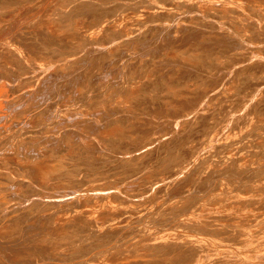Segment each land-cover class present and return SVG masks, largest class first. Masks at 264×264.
Returning a JSON list of instances; mask_svg holds the SVG:
<instances>
[{"label":"bare ground","instance_id":"obj_1","mask_svg":"<svg viewBox=\"0 0 264 264\" xmlns=\"http://www.w3.org/2000/svg\"><path fill=\"white\" fill-rule=\"evenodd\" d=\"M28 1L34 0H6L3 3L5 10L1 14L12 15L15 12V2ZM197 1L78 0L68 7L65 0H58L45 9L42 16L39 14L41 17L38 15V19L57 23L64 29L62 32L48 27L42 37L33 39L26 47H19L16 34L13 35L16 39L15 45L8 47L9 59H14L16 63L11 66L28 71L36 62L46 64L64 55L65 52L58 49H65L67 42L83 44L88 38L87 34L94 29L100 30L96 41L100 44L93 48L92 60L104 62L107 53L99 40H111L119 33L114 23H126L129 27L143 26V30L139 31L140 34H145L142 38L144 41L139 46L142 54H138V57H148L144 58V64L155 58L156 63L150 67L149 74L154 76L148 77L147 82L142 83L135 94L113 102L112 108L121 110V101L127 98L131 110L139 114L143 111L141 103L144 99L153 101V98L165 97L171 99V102L149 116H140L138 126L141 129L149 128L147 133L160 132L158 136H146L148 141L139 143L128 153L129 156H123L110 174L96 173L91 186L93 189H100L120 183L133 173L132 159H137V165L149 160L144 181L161 179V183L145 185L142 192L131 189L124 194L112 190L88 191L87 188L86 191L77 189L54 192L48 197L27 196V192L13 187L14 180L11 177L4 172L0 173V182L6 184L0 189V197H7L8 192L15 198L10 199L7 207L2 209L0 203V215L12 213L6 221L0 220V243L23 239L21 245L0 246V264H26L31 260L37 261L35 264H77L75 260L80 262L84 257L92 258L96 248V254L102 255L103 245L106 243L113 251L103 255V261L97 264H264V170L255 169L264 160V39L254 38V42H250L246 37L237 36L223 24L219 25L218 30L204 26L192 36L170 33L178 24L183 23V18L200 20L201 16L196 12L178 17L171 25L170 22L165 23L164 28L170 26L166 37L151 34V29L148 28L152 23L149 24L148 21H154L159 15L173 14L171 5L191 7L214 15L220 21L227 19L228 22H237V19H233L234 15L229 14V9L204 10L199 8L198 4L201 3ZM195 14L197 18L193 17ZM110 22L113 25L108 27ZM128 33L132 34L131 28ZM229 33L232 34L231 37H227ZM216 36L222 39L213 44L202 41ZM50 43L58 45L54 50L58 53H51L48 48ZM170 47H177L174 48L175 54H172V50L171 54L165 52ZM225 47L240 51L239 61L212 78L214 80L211 81L209 77L204 79L206 85L203 90L190 86L180 87L179 84L183 82L181 77L203 76V65L207 70L220 59H207L206 53H202L190 62L181 59L180 65L175 67L176 60L190 55L197 56L196 51L199 49L222 50ZM28 49L36 52L30 53ZM162 64L173 66L175 76L171 79L175 86L165 77L167 72L161 68ZM4 68L10 67L5 64ZM81 72L87 73V69L83 67ZM142 80L139 71L131 72L123 79L116 77L107 84L103 80L97 84L99 92L96 95H101L103 87H115L112 94H121L130 82ZM30 81L38 80L32 77L18 84ZM234 82L235 84L229 85ZM53 84L51 91H57L58 95L69 88L66 78L54 80ZM233 88L238 93L235 97L230 94ZM6 91L0 85V97ZM33 93L37 96V89ZM3 100L0 98V109H7L9 103ZM207 103L210 108H207ZM50 105L51 103L40 102L41 108H37V113L40 115ZM198 116L202 118L196 119ZM116 119L121 120L122 116ZM73 121L74 119L66 120L67 129L64 133L70 136H73L70 132H75ZM19 124L6 131L0 125V142L6 139L19 143L18 138L22 134L44 128L46 123L43 120L42 124L31 128ZM193 124L197 125L199 133L190 138L188 134L194 131ZM123 133L124 130L120 127H111L106 132L99 130L88 141L83 142L82 147L96 158V154L104 149L105 143H110L116 137L117 141H125L121 138ZM44 145L55 148L46 143ZM69 156L70 152L63 154L56 150L53 156L38 155L15 162H11L9 157H2L0 162L24 177L47 176L50 172L56 176H64L72 166ZM73 171L77 170L73 168ZM189 186L196 191L207 188L212 194H222L219 205H208L207 197L204 211L210 207L229 206L226 210L213 209L218 220L228 225L214 228L215 223L212 221L210 226L195 228L191 219L200 214L198 207L201 204L193 198L185 200L187 196H191ZM171 191L179 196L167 204V213L175 220L169 228L164 229L155 225L156 220H160L156 217L164 216L163 206L158 202L175 195ZM77 208H80V212H74ZM141 212L147 217L143 218ZM137 214L140 216L132 222L131 219ZM144 223L154 224V233L148 236L142 248L157 254L163 246L170 251L167 259L152 254L148 258H142L136 254L138 250L128 256L122 251L121 247L131 235L145 229ZM179 230H189L193 234L180 236ZM39 237L41 242H32ZM57 242H65L66 251H58V258H55L52 256ZM13 254L19 258H13ZM44 259H50L51 262H42Z\"/></svg>","mask_w":264,"mask_h":264},{"label":"rangeland","instance_id":"obj_2","mask_svg":"<svg viewBox=\"0 0 264 264\" xmlns=\"http://www.w3.org/2000/svg\"><path fill=\"white\" fill-rule=\"evenodd\" d=\"M5 1L6 0H0V85L7 91L3 93L0 98H3V101L7 104L9 103V107H7V109H0V125L4 131H6L10 127L19 126V123H22L25 128H31L37 124H42L43 120L46 124L43 126L44 128H36L30 133L22 134L18 138L19 143L6 139L1 141L0 158L9 157L11 158V162L18 160L24 161L27 157H35L38 155H45L46 157L53 156L56 150H60L63 154L70 152L69 157L72 166H70V170L64 176H56L54 173L50 172L47 176H36L33 178L32 176L24 177L16 173L10 166L3 165L0 162V173L4 172L7 176L11 177L14 180L13 187L27 192V196L37 195L40 197H48L51 193L60 191L70 192L77 189L86 191L87 188H89L88 191L106 192L112 190L114 192L126 194L127 190L136 189L142 192L145 185H157L161 183V179L150 180L149 182L144 181L147 177L146 170L150 165L149 160L137 165V159H132L131 167L133 168V173L122 182L116 183L115 185L112 184V186L107 185L100 189L91 188L93 177L96 173L104 172L110 174L111 169L122 160L123 156H129L128 153L139 143H146L148 141V137L146 136H158L160 132L154 131L147 133L150 131L149 128L141 129L138 126V122L141 121L140 116H149L153 111L159 110L171 102V99L165 97L161 99L153 98V101L151 99H144L141 103L143 111L139 114L131 110L127 98L121 101V110L112 108L113 102L122 97L135 94L136 89L142 83H146L148 77L154 76L149 74L150 67L152 68L156 63L155 58L150 59L147 64H144V58L148 57H138V54H142V50L139 46L144 41L142 38L145 34H140L139 31L143 30V26L137 27L135 25L134 27H129L126 23H114L116 28L119 29V33L115 34L111 40H99L101 41L102 47H104V51L107 53V59L104 62L92 60L94 55L93 48L98 47L100 44L96 42L100 30L94 29L87 34L88 38L83 44L67 42L64 47L65 49H58L60 52H65V54L48 62L51 64L36 62L28 71H22L18 67L11 66V64H15L16 61L14 59H9L10 52L8 47L15 45L14 40L16 38L18 39L19 47H26L32 43L33 39L42 37L45 33V29L48 27H52L53 31L62 32L64 29L57 23L51 20L44 19L40 21L38 19L42 16V12H44L45 9H48L58 0H34L26 3L15 2L14 14L2 15L1 13L5 10L3 6ZM77 1L78 0H65V3L68 7H71V5ZM199 2L201 3L198 4L200 5L199 8L204 10H206V8H213L216 11L225 8L229 9V14L234 15L233 19H237V22H228L227 19L226 21H220L214 15L200 12L191 7L183 8V6L171 5L170 8L174 9L173 14L156 16L154 21L147 20L149 24L152 23L148 29H151V34L154 33V36L160 35L166 37L169 33L170 26L164 28L165 23L170 22L171 25L178 17H184L187 14L191 15L196 12L201 16L200 20L193 21V18H183V23L178 24L170 33L173 34L178 32L183 35L192 36V34L199 32L204 26L218 30L220 28L219 25L223 24L234 31L237 36L240 35L242 38L246 37L250 42H254V38L264 39V0H198L197 3ZM193 17L197 18V15L195 14ZM212 21L216 23H212ZM112 25L113 23L110 22L108 27ZM129 28H131L132 34L128 33ZM258 31H260L259 34ZM15 34L16 38H13ZM231 36V33L227 35V37ZM219 39H222V37L219 38L216 36L215 38L202 41H209L213 44ZM57 46L58 45L55 43L48 44L51 53H58V51H54ZM170 48L171 49L168 50H172L173 53L168 50V52H165L175 54L174 48L177 49V47ZM27 51L30 53L36 52L34 49H28ZM196 52L197 56L190 55L176 60L177 63L175 67L180 65L181 59H186L190 62L197 59L196 57H200L202 53H206L207 59L220 60L207 70L205 65H203V76L181 77L183 82L179 84L181 85L180 87L185 88L186 86H190L199 90L205 89L206 82L204 79L209 77L211 81L214 80L212 78L222 73L224 69H228L232 64H235V61H239L238 59L241 56L240 51L231 47H225L222 50H212V48L205 50L199 49ZM5 64L10 68H4ZM160 66L167 72V76L165 77H167L168 82L175 86L174 81L171 79L175 76L172 72L173 66L164 64ZM83 67L87 69V73L81 72ZM137 71L140 72V76L143 77V80L140 82H130L123 93L113 95L112 93L115 87H103L101 95H96L99 92V90H97V84L101 83L103 80L105 84H107L110 83L111 80H115L116 77H122L123 79L129 73ZM32 77L37 78L38 81L18 84ZM63 78H66L69 82V88L64 93L58 95L57 91H51L54 86L53 81ZM230 84L233 85L235 82L229 83V85ZM6 85L8 86L6 87ZM34 89H37V96L33 93ZM230 94L233 97L238 95L235 88L230 91ZM37 99H39V101H37ZM40 102L46 104L51 103V105L39 115L36 110L41 108L39 107ZM206 106L210 108L209 103H207ZM203 109L206 110V107H203ZM120 116H122L121 120L116 119ZM201 118L202 116L196 117V119L199 120ZM67 119H74L72 125L75 128V132H70L73 136L64 133L67 129ZM192 126L194 131L188 134L190 138L199 133L197 125L193 124ZM111 127H120L123 129L124 133L121 138L125 141H117L118 137H116L110 143H105L104 149L96 154V158L91 156L90 152L83 149V142L85 143L88 141L89 138L95 133H98L99 130L106 132L109 131ZM44 143L54 146L55 148L47 147ZM130 157L134 158L135 156ZM73 168L77 171H73ZM255 169L259 171L264 170V160L259 162ZM5 185L6 184L0 182V189ZM189 193L191 196H187L185 200L193 198L197 200V203L201 204V206L198 207L200 214L191 219L195 228L210 226L212 221L215 223L213 226L214 228L228 225L226 222L218 220L213 209L221 208L226 210L229 206L210 207L204 211L207 197L208 205H219L221 202L219 199L223 196L222 194H212V191H209L207 188L196 191L192 187L189 189ZM6 194L7 197H0L1 209L7 207L11 201L10 199H15L10 193L6 192ZM171 194L175 195L158 202L159 205L163 206L164 216L162 218L159 216L156 217L160 219L156 220L155 225L157 227L167 229L175 220L169 217L167 213V204L170 200L176 199L179 196L174 191H171ZM42 203H44V201H42ZM74 212H80V208L75 209ZM149 212H151V210H149ZM11 214L10 212H6L5 215H0V220L3 222L6 221ZM141 214L143 218L147 217L144 215V212H141ZM139 216V214L135 215L131 221H136ZM153 226L154 224L144 223L143 227H145V229L143 228L140 233L131 235L121 247L122 251L127 253L128 256L131 255L134 250H138L136 254L142 258H148L149 254H152L167 259L170 251L163 248V246L159 248L157 254H153L149 249L145 250L142 248L143 244L148 240V236L154 233L152 232ZM148 231L151 232L148 233ZM178 233L180 236L182 234H193V232L189 230H179ZM22 241L23 239L6 244L0 243V246H17L23 244ZM41 241L39 237L32 242ZM64 243L65 242H57L52 257L58 258V251H66ZM108 245V243L103 245L104 252L102 255L96 254L98 251V248H96V252L92 255V258L88 259L90 256H87L80 262L78 260H75V262L77 264H97L103 261L101 259L102 256L113 251L111 246ZM13 258L17 259L19 257L13 254ZM36 262L37 261L31 260L26 264H35ZM42 262L49 263L51 260L44 259Z\"/></svg>","mask_w":264,"mask_h":264}]
</instances>
